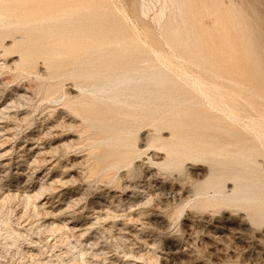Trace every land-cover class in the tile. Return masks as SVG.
<instances>
[{"label": "rangeland", "instance_id": "374dc122", "mask_svg": "<svg viewBox=\"0 0 264 264\" xmlns=\"http://www.w3.org/2000/svg\"><path fill=\"white\" fill-rule=\"evenodd\" d=\"M137 2L148 15L143 14V18L158 30L161 13H169V10L161 12L164 0ZM215 3L219 18L237 14L233 23H228V34L238 43L234 47L239 51L238 62L227 61V56L224 64L223 58L220 61L215 55L200 62L181 48L168 49L175 52H171L173 58L187 60L189 66L186 64L187 69H182L187 71L182 72L179 65L177 69L175 65L166 67L152 54L154 62L144 63L150 65L147 71H162L177 79L176 95L179 101L181 98L182 108H169L171 101L167 96L173 91L172 84L145 86L146 97L154 98L150 99V106L156 112L150 113L151 116L138 106L119 114L122 108L109 109L104 102L98 104L92 116L110 119L119 110L117 120L126 117L138 120L131 128L133 152L129 163L116 166H111L114 158L110 153L123 151L125 146L116 145L115 149L100 145L97 141L105 134L84 118L82 106L66 103L76 100V96H86L81 93L85 88L81 90L79 83L71 79L58 84L52 74L54 68L40 57L44 51L33 52L36 58L33 61L26 59V49L31 45L30 27L0 30V264H264L261 214L264 207L233 198L236 182L228 167L233 166L230 158L215 154L208 158V154L186 157L181 165L168 166L167 150L157 140L163 137L169 142L172 130L168 124L149 122L157 114L159 118L184 110L186 99L194 95L202 102L196 111L210 108L208 100L194 90L193 84L179 79H186L185 76L191 79L193 73L192 78L200 74L207 83L240 88L237 99L244 106L245 115L249 111L254 114L253 108L248 107L254 100L258 101L257 109L264 112V81L258 78L263 69L255 67L250 59L253 54L245 53L247 44L241 39L246 32L242 35L233 26L242 22L244 27L264 35V0H215ZM42 34L33 32L37 38ZM36 43L38 49L50 42L41 38ZM54 46L52 43L48 48ZM227 52L228 49L225 55ZM243 70L251 79L240 75ZM188 71L191 75H184ZM228 91L233 93L231 89ZM159 103L164 109L157 107ZM197 116H206L214 125H219V118L220 126L224 125L218 129L203 128L208 131L201 129L198 133L202 141L212 138L206 145L209 151L219 141L232 144L239 140V146L231 145L234 150L251 144L259 147L251 158L256 164L254 169L245 174L251 180L258 176L264 184V144L256 141L253 132L244 125H235L218 110Z\"/></svg>", "mask_w": 264, "mask_h": 264}, {"label": "bare ground", "instance_id": "6f19581e", "mask_svg": "<svg viewBox=\"0 0 264 264\" xmlns=\"http://www.w3.org/2000/svg\"><path fill=\"white\" fill-rule=\"evenodd\" d=\"M143 5L145 6V4ZM141 8L137 0H0V30L12 28L21 29L24 26L30 27L32 36L29 37V40L31 45H28L26 49L28 53L26 54V59L33 61V59H36L34 58V53L44 51L40 57H43L50 64V67L54 68L52 74L54 75L53 77L57 79L58 84L71 79L79 83L81 90L85 88L81 93L83 92L86 96H76V100H66V103L76 102L75 104L82 106L85 110L84 118L90 119L93 126L105 134L102 135L103 137L99 138V141H96L100 143V145L103 144L107 147L115 148L116 145L125 146L123 151H113L111 153L109 151L110 156L114 158L111 166H116L125 162L129 163V156L133 152L131 148V128L134 124L138 123L137 119L131 121L130 117L129 119L126 117V119L117 120L120 112L126 114L128 109L138 106L142 108L143 112L149 113V116H151L150 113L154 114L153 112L155 109L150 106L152 103L150 99L153 97H146L147 93L145 92L147 91V87L145 88V86L156 85L162 87L165 86L164 84L174 85V88H172L173 91L167 96L171 102L167 104L171 109H176L178 106L182 105V102L179 103L181 98L179 101L177 97L179 95H176L177 92H179L177 89L179 86L177 88L175 87V85H177V79L170 78L162 71H147L150 67L149 64L154 62V59L151 57L152 54L154 58L159 60V62L161 61L166 67L170 65L173 68V65H175L177 69L179 65L178 70L181 69V71L183 68L187 69V67L185 68V66L188 65V63H185L187 60L185 58V61H183V58L182 60H179V58L175 59L176 57L173 58L174 56L171 54L173 51L169 52L168 49L173 50V48H181V50L183 49L185 52L192 54L193 60L197 61H207L215 55V57H219L220 61H222L223 58L224 64V58L226 59L227 56H229L227 61L236 63L239 57V51L234 48L238 43L234 41V38L231 39L230 33L228 34V23L229 21L233 23L237 14L232 18H219L216 13L215 0H164V9L162 8L161 12L162 10H169V13L160 12L162 17L160 15L159 19L157 18V26L161 29H158L159 31L152 25L153 23L150 24L143 18V14H146V12L144 11L145 9L143 10ZM230 10L232 11V9ZM244 25L245 24L242 22H237L233 26H235L234 29L239 30L241 34L246 32L245 37L241 39L242 42L247 44L245 53L248 52L249 56L251 54L254 55V58L250 59H252V62H255L254 65L256 68L263 69V72L258 70L262 72L261 76L258 78L264 81V35L258 34L252 29H248L246 26L244 27ZM37 31L43 33L41 37L37 38V35L33 36V32L36 33ZM41 38L46 39L50 43H43L42 45H46L36 49V42ZM254 39L256 40L255 42ZM52 43H54L55 46L53 48H48ZM227 49L228 52L225 55L224 51ZM82 56L84 57L82 58ZM144 63L149 64L144 65ZM196 67H199V65H196ZM199 69L204 68L199 67ZM178 73L175 74L179 77L180 73ZM189 74L191 75L188 71V74L184 75L188 76ZM248 74L249 73L247 72L246 74L244 70L240 71V75L250 78ZM192 76L191 79L186 76V79H179L184 80L182 82L185 84H193V87H195L194 90L205 96L204 98L208 100V106L211 109H214V111H221V113L235 123V125H244L247 129L249 128V130L253 132L251 134H254L253 136L257 138L256 141L264 144V112L257 109L258 101L256 102L254 100V102L248 103V107L250 106V108H253L252 112H254V114L258 112V115H254L253 113L252 115L250 111L249 114L245 115L244 106L242 107V103L240 104L237 99L241 95H239V92L241 93V91H239L240 88L233 89L235 87L219 85L221 83L216 82L207 83L203 81L200 74L193 78ZM230 79V82L233 81ZM214 80L215 79H213V81ZM241 86L243 87V85ZM228 89H231L233 93H231V91L227 93ZM248 89H250V87ZM169 90L168 88V91ZM187 91L190 93L189 90ZM180 94L183 93L180 92ZM90 99H92L93 102ZM177 101L178 104H176ZM242 101L243 100H241V102ZM103 102L106 103V108L110 109L113 107L117 109V107H119L122 109L120 111L114 109L116 110L113 113L114 117L110 119H100L92 116L93 112L96 111V106L101 103L103 104ZM244 102L247 104L248 101L246 102L244 99L243 103ZM153 103L156 105V101H153ZM185 103L187 105L186 107L184 106V110L182 111L175 113L169 112L167 116H158L159 118H156L157 114L149 119V122L152 124H168V126H170L168 128L172 130L169 142H166L167 139L163 137L157 140L161 142L160 145L167 150V165L171 167L178 166L183 163V159L186 157H205L206 155L208 156V154V158L210 155L213 156L214 154L219 157L230 158V164L233 166L228 167H231L232 178L236 182V194L233 198L237 201L246 200L248 204H256L262 209V207H264V184H262V181L257 175H255L257 178H252L251 180L245 174L247 171H252L254 169L253 165L255 161L251 158L259 151V147L250 143V146L248 145L234 150L231 145L239 146L240 141L238 139V141L235 140L232 144L229 141L226 143L219 141V144V142L215 143L216 141L213 140L212 142L215 143L213 144L214 147H209V151L206 149V145L210 144L207 141L208 139L212 140V138L209 137L206 139L207 141H205V139L202 141L198 133L202 132L201 129L204 131L206 130L203 128L212 129V127H217L218 129L224 127V125L220 126L221 120H219V118L217 120L219 125H214L211 124L212 121H209L211 122L209 123L207 118H204L206 116L203 118L197 116V114L200 116L204 114L207 115L211 110L207 108L205 111V108H202L201 110L204 111H199V109L196 111L197 105L202 104L201 100H197V96L195 97L194 95L192 99H186ZM159 106L161 107L162 105L160 104L157 107L159 108ZM141 108L139 109L141 110ZM161 108L164 109L163 107ZM165 108H168V106ZM165 111L168 110L165 109ZM158 112L159 111H157V113ZM143 114H141V116H143ZM146 117L148 118V114L145 115V119ZM228 130L226 132H228ZM184 131L186 133L185 135L182 133ZM231 141L233 140L231 139ZM228 147L232 149H228ZM223 160L226 161L225 159ZM238 165L243 167L237 168ZM244 181H246L245 184L243 183ZM43 187L45 188L44 185ZM239 194L240 196H238ZM37 195L40 194L38 193ZM130 207H132V205H130ZM261 214L264 216V212H261Z\"/></svg>", "mask_w": 264, "mask_h": 264}]
</instances>
